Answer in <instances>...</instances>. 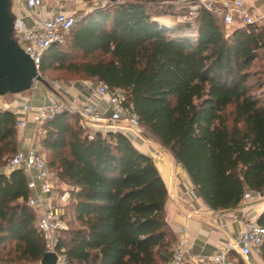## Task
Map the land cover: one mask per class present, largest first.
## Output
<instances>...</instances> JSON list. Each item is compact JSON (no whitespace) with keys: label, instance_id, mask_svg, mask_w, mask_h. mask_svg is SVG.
Listing matches in <instances>:
<instances>
[{"label":"trees","instance_id":"obj_1","mask_svg":"<svg viewBox=\"0 0 264 264\" xmlns=\"http://www.w3.org/2000/svg\"><path fill=\"white\" fill-rule=\"evenodd\" d=\"M183 11L150 0L108 3L49 48L39 73L62 70L124 91L198 196L227 212L247 192H264V25L227 35L208 11L195 27L163 21ZM89 129L67 112L42 126L47 166L71 194L57 249L69 264H168L177 236L152 158L121 132ZM17 150L16 117L0 110V169ZM29 195L22 169L0 173V264H40L45 254ZM228 264L247 263L231 252Z\"/></svg>","mask_w":264,"mask_h":264},{"label":"built area","instance_id":"obj_2","mask_svg":"<svg viewBox=\"0 0 264 264\" xmlns=\"http://www.w3.org/2000/svg\"><path fill=\"white\" fill-rule=\"evenodd\" d=\"M187 1L191 2L192 0H183V2ZM194 1L197 3L194 9H197L199 15L202 11L212 13L223 22L228 30L234 31L248 26L264 25V12L252 13L246 0ZM11 3L21 14L18 21L20 27H17V24L14 25L16 44L30 57L39 72L43 55L52 45L64 42L65 37L78 19L60 0H11ZM45 12L49 14L42 15ZM83 86L89 93V100L82 102V105H74L77 97L71 95L69 102L51 101L36 108L37 111L33 119L35 139L42 135L44 123L63 112L74 115L81 114L87 119V122L83 121L84 125L95 131L103 133L117 131L127 137L133 133L139 138H144V128L139 123L132 105L128 103L124 91L110 89L102 82H86ZM92 98L106 103L109 123L106 129L97 126L100 117L97 107L91 102ZM31 111L32 105L28 101L14 111L17 128L26 127L27 115ZM3 169L8 174L16 169H22L25 174L30 171L35 172V175L27 180V188L30 192L27 205L36 216V226L43 238L45 253L55 254V264H69L63 249H57L58 235L68 230L65 213L66 206L71 199L69 188L50 171L43 154L34 144L26 150L18 149ZM191 196L194 200L199 198L195 192H191ZM254 198V193L247 192L242 204L246 206ZM176 236L177 243L168 264H188L193 250L188 227L186 225L180 227ZM263 244L264 227L258 223V219H251L243 224V229L238 237L230 238L222 248L198 262L228 264L230 253L236 252L248 263L253 254L260 255Z\"/></svg>","mask_w":264,"mask_h":264},{"label":"crops","instance_id":"obj_3","mask_svg":"<svg viewBox=\"0 0 264 264\" xmlns=\"http://www.w3.org/2000/svg\"><path fill=\"white\" fill-rule=\"evenodd\" d=\"M246 2L252 13L260 14L264 12V0H246ZM45 14L49 13H42V15ZM163 21L168 22L164 19ZM86 82L97 83L91 80L69 83L61 86L59 91H56L57 94H53L45 87L41 88L36 84L32 90L25 94L7 95L0 98V110H7L13 114L26 101L32 105V111L27 115L26 127L23 129L17 128L18 149L26 150L37 141L33 135V119L37 111L36 108L51 101L69 102L71 101L69 99L71 95L77 97L73 103L74 105H82V102L89 100V93L83 86ZM91 102L97 107L100 117L97 126L104 129L108 128L106 103L95 98H92ZM128 138L139 152L152 158L168 188L170 197L167 204V220L174 232L176 233L182 226L186 225L188 227L193 244L188 264H198L201 259L212 255L216 250L222 248L230 238L238 237L246 221L257 220L264 212V192L254 194V200L247 203L246 206L241 204L239 208L227 212L212 210L200 197L197 200L192 198L191 192L198 195L196 187L192 184L187 173L177 166L170 155L157 157L160 159L157 163L153 153L145 143L142 144L143 141L138 136L131 133ZM3 168L0 169V173L8 175ZM34 175V171L25 174L27 180ZM173 177L175 179L174 183ZM247 264H264V260L260 255L253 254Z\"/></svg>","mask_w":264,"mask_h":264},{"label":"water","instance_id":"obj_4","mask_svg":"<svg viewBox=\"0 0 264 264\" xmlns=\"http://www.w3.org/2000/svg\"><path fill=\"white\" fill-rule=\"evenodd\" d=\"M121 0H108L110 4ZM11 0H0V98L7 95H22L41 84L53 94L55 89L37 71L34 62L27 56L14 39L15 18L11 12ZM77 116L87 122L81 114ZM173 177V183H174ZM56 256L46 252L40 264H55Z\"/></svg>","mask_w":264,"mask_h":264},{"label":"rangeland","instance_id":"obj_5","mask_svg":"<svg viewBox=\"0 0 264 264\" xmlns=\"http://www.w3.org/2000/svg\"><path fill=\"white\" fill-rule=\"evenodd\" d=\"M62 3H65L67 5L68 10L74 14L75 18L79 19L83 17L86 14H89L90 12L98 9L99 7H105L109 3L108 0H60ZM126 1H132V0H122V2ZM150 2L158 6H173L176 9H183L184 13L182 16H175L171 15L169 13V16H167L164 20H167L168 22H180L182 21L185 24H189L192 27L196 26V21L199 18V13H197V9H194L196 4L194 0L191 2H183V0H150ZM12 15L15 18V24H17V27H20L19 25V17L21 16L19 10L12 6L11 9ZM174 12V11H173ZM226 34L230 35L233 30L226 29ZM42 76V75H41ZM54 89L55 91H59V88L63 85L74 83V82H82L85 81L82 76L74 75L71 72H66L62 70H51L48 73H46L44 76H42ZM38 85L42 88L41 84L38 83ZM94 129H89V131L92 132ZM144 138H140L143 143L146 144L149 148V150L153 153L154 158L156 159V162H159V156L166 157L168 155V152L158 144V142L153 139L151 136H149L146 131L143 133ZM42 136V135H41ZM37 138V141L34 143V145L40 150V152L43 154V151L41 150L40 146V137ZM45 157V156H44ZM159 166V165H158Z\"/></svg>","mask_w":264,"mask_h":264}]
</instances>
